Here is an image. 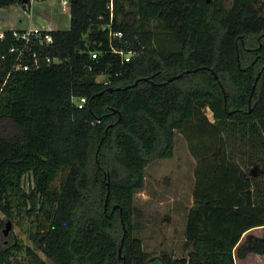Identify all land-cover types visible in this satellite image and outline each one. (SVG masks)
Segmentation results:
<instances>
[{"label":"trees","instance_id":"16d2710c","mask_svg":"<svg viewBox=\"0 0 264 264\" xmlns=\"http://www.w3.org/2000/svg\"><path fill=\"white\" fill-rule=\"evenodd\" d=\"M227 1L114 0L111 10L110 0H69L70 28L48 31L52 42L33 38L20 59L25 40L13 30L0 38V211L37 221L30 235L54 264H235L264 255V233L243 240L264 226V183L248 173L264 164V0ZM15 4L28 10L30 0H0ZM177 131L198 160L192 248L151 258L133 234L136 193L151 162L174 156ZM20 246H0V264H12Z\"/></svg>","mask_w":264,"mask_h":264},{"label":"rangeland","instance_id":"374dc122","mask_svg":"<svg viewBox=\"0 0 264 264\" xmlns=\"http://www.w3.org/2000/svg\"><path fill=\"white\" fill-rule=\"evenodd\" d=\"M231 1L228 0L227 5H230ZM45 2L52 4L54 8L61 9L63 7V0H46ZM37 7H41V3ZM261 72L259 71L258 74ZM104 79H106L105 75L98 76L99 81ZM220 86L228 98L225 84L221 82ZM208 115L212 116L210 111H208ZM100 146L101 144L96 152L98 162ZM197 164L198 160L191 153L185 134L177 131L174 156L158 158L146 167L145 188L136 193L135 199V205L142 215L141 217L136 215L134 217L135 229L133 234L142 239L144 250L151 255V258L162 257L165 253L175 257H183L187 256L192 248L187 239L186 229L188 213L195 200ZM248 173L255 183H264V164L251 167ZM105 176L106 181L110 183L112 178L110 170H105ZM27 181L26 187L28 186ZM57 183L59 184V182ZM38 218L43 219V216L40 215ZM9 221L12 222L13 226L5 234L4 229ZM1 223L4 224L3 227H1ZM37 224V221L34 223L32 218L26 215L24 217L15 215L13 219H10L0 211V246L10 247L15 242L21 245V248L15 250V254L11 256L12 264H22V261L23 264H33L26 251L27 247L34 249L45 259L47 264H54L41 250L36 249L30 235ZM263 233L264 226L254 228L245 234L243 240L247 236H262ZM241 258L236 256L240 264H264V255L259 257L255 253H249L246 257Z\"/></svg>","mask_w":264,"mask_h":264},{"label":"crops","instance_id":"0c3cea01","mask_svg":"<svg viewBox=\"0 0 264 264\" xmlns=\"http://www.w3.org/2000/svg\"><path fill=\"white\" fill-rule=\"evenodd\" d=\"M45 1L31 0L28 10L21 4L0 8V32L27 30L33 27H41L46 30L69 29L71 25L70 9L54 8L52 4ZM40 3L41 7H37ZM255 255L261 256L260 254ZM244 260L246 259L244 258ZM235 264H240L237 259Z\"/></svg>","mask_w":264,"mask_h":264},{"label":"built area","instance_id":"2783aa9c","mask_svg":"<svg viewBox=\"0 0 264 264\" xmlns=\"http://www.w3.org/2000/svg\"><path fill=\"white\" fill-rule=\"evenodd\" d=\"M109 7H110L111 10L114 9V0H110ZM63 8L64 9L69 8V0H63ZM44 31H46V34L43 36V32ZM48 31H50V30H46V29H43L41 27H33V28H30V29H27V30H20V31L19 30H13V34L17 38L25 40V45H23L20 48V50H19V58L21 59L25 55V53L27 51H30V48H29L28 44L33 41V38L39 40L40 43L52 42L53 41V37ZM111 35L113 37L122 38L123 37V32L122 31H117V32L111 33ZM4 36H5V33L4 32H0V38H4ZM15 49L16 48H12L11 51H15ZM122 53H124V52L122 51ZM128 54H130V53L126 54V58L130 59V57L132 55L129 56ZM32 56L35 59V64L38 65L39 64V60L41 59V56L36 51H34L32 53ZM92 56H93V58H97L98 57V53L94 52V53H92ZM43 58H45V60L47 62H52L54 60V59H52L49 56H43ZM19 67L23 68L24 70H28L30 68V65L26 64V63H20ZM75 103H76V105L79 108H83L88 103V99L85 96L77 97L75 99Z\"/></svg>","mask_w":264,"mask_h":264},{"label":"water","instance_id":"95a60500","mask_svg":"<svg viewBox=\"0 0 264 264\" xmlns=\"http://www.w3.org/2000/svg\"><path fill=\"white\" fill-rule=\"evenodd\" d=\"M238 54H239V52H238ZM211 71H212V73L214 74L215 78L219 80V75H218V73H216L213 69H211ZM187 72H189V71H187ZM183 74H184V73H180V74H178V75H175V76L169 78L168 81L165 82V84L168 83V82H170V81H172V80H174L175 78H179V77L183 76ZM260 75H261V73H259L258 76L256 77V81H255V83H254L253 90H254L255 87H256V84H257L256 82L258 81ZM145 79L148 80V78H145ZM139 81H140V79H138L133 85H136L137 83H139ZM219 83L221 84L220 80H219ZM118 89H120V88H118ZM108 90H114V89H108ZM103 92H104V91H103ZM120 118H121V116H120ZM107 130H108V128H107ZM109 194H110V183H108V193H107V197H106V201H105V210H107V208H108ZM115 207H116V206H115ZM121 213H122V209H121ZM122 224H123V229H124V235H123V237H122L121 244H120V247H119V256H120V257H122V251H123V245H124V241H125V236H126L127 231H128V230H127V227H126V224H125V221H124V219H123V217H122ZM12 226H13V225H12V222L9 221V222L7 223V225H6V228L4 229L5 234H7V233L12 229Z\"/></svg>","mask_w":264,"mask_h":264},{"label":"flooded vegetation","instance_id":"af4514ba","mask_svg":"<svg viewBox=\"0 0 264 264\" xmlns=\"http://www.w3.org/2000/svg\"><path fill=\"white\" fill-rule=\"evenodd\" d=\"M259 59V55H258V57L256 58V61Z\"/></svg>","mask_w":264,"mask_h":264}]
</instances>
